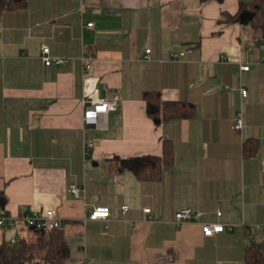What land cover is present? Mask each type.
I'll return each mask as SVG.
<instances>
[{
  "label": "crops",
  "instance_id": "1",
  "mask_svg": "<svg viewBox=\"0 0 264 264\" xmlns=\"http://www.w3.org/2000/svg\"><path fill=\"white\" fill-rule=\"evenodd\" d=\"M11 1L25 5L0 13L3 213L55 210L67 264H245L247 246L264 248V39L249 26L250 11L219 22L222 12L234 15L240 1L252 0ZM42 46L64 62L43 65ZM170 52L185 56L171 60ZM84 57H92L94 95L116 103L104 129L83 123ZM151 91L163 102L193 105L195 115L150 119L142 96ZM238 113L243 127L235 132ZM85 140L94 141L86 158ZM164 141L174 161L160 181L109 165L161 157ZM72 185L81 189L77 198ZM92 207L108 208L107 220H84ZM182 209L224 230L207 238L199 223L177 225ZM31 232L0 228V244L32 241Z\"/></svg>",
  "mask_w": 264,
  "mask_h": 264
},
{
  "label": "trees",
  "instance_id": "2",
  "mask_svg": "<svg viewBox=\"0 0 264 264\" xmlns=\"http://www.w3.org/2000/svg\"><path fill=\"white\" fill-rule=\"evenodd\" d=\"M215 1L222 3L223 0H199V3ZM25 3L19 1L0 0V13L5 9L23 7ZM253 13L249 23L252 31L256 32L261 39H264V0H252L250 2H239L238 11L234 15L221 13L219 22H237L239 14L244 11ZM143 100L146 104V114L154 121H165L175 118H192L195 115L193 105L186 103L163 102L157 92H144ZM256 147V146H255ZM247 156L254 153V150L244 148ZM173 151L171 144L163 142L162 156L142 155L129 158H115L109 161V165L117 171H128L139 181L157 182L160 181L165 170L173 165ZM7 204V197L0 192V210L3 212ZM34 236L32 241L17 239L13 245L0 244V264H67L69 259V248L60 229L44 230L40 234L37 230L31 232ZM45 250L42 260H37L35 254ZM243 260L245 264H264V248L259 245H249L245 248Z\"/></svg>",
  "mask_w": 264,
  "mask_h": 264
},
{
  "label": "built area",
  "instance_id": "3",
  "mask_svg": "<svg viewBox=\"0 0 264 264\" xmlns=\"http://www.w3.org/2000/svg\"><path fill=\"white\" fill-rule=\"evenodd\" d=\"M86 27H92V23H88ZM261 49L264 50V44L260 45ZM150 53V49L145 50V59L148 58ZM185 56L184 52H170L169 58L171 60H180ZM84 61H86L83 65V73H84V85L89 89L86 93V97L82 100V108H83V123L86 127L94 126L96 128L104 129L106 125V116L108 112L116 110V103L110 101L108 99H99L94 95V89L90 87L92 84V57H84ZM41 61L43 65L49 66L50 64H62L64 62L61 58H51L49 56V49L47 46L41 47ZM248 66L241 67L242 71H247ZM240 94L242 98H245L247 95V91L245 89L240 90ZM243 122L241 114L238 113L232 121V130L238 132L242 129ZM94 146L93 140H85L83 145V154L84 157H88L90 154V150ZM81 189L72 185L69 187V192L75 198L79 196ZM128 210L127 206L121 207V212L125 213ZM149 210L145 209L144 213L149 214ZM216 216L219 218L221 216V212L217 211ZM109 217V210L106 207H92L87 215L84 217V220L96 221L102 220L105 221ZM202 217V213L193 209H182L178 211L175 215V223L180 225L185 222H196L199 223L200 218ZM150 219V217H149ZM61 226V221L56 216V211L53 209H49L42 216L36 215H24L22 217H14L9 214H5L0 211V228H11L16 229L18 227L24 228H34V230H54L59 229ZM200 232L203 237H213L217 233H221L224 230V225L218 222H204L199 223ZM15 242L10 241L8 245H13Z\"/></svg>",
  "mask_w": 264,
  "mask_h": 264
},
{
  "label": "water",
  "instance_id": "4",
  "mask_svg": "<svg viewBox=\"0 0 264 264\" xmlns=\"http://www.w3.org/2000/svg\"><path fill=\"white\" fill-rule=\"evenodd\" d=\"M246 17H247L246 20H252V18H253V17H250V16H246ZM244 18H245V15H241L240 21L246 24L248 21H244ZM29 230H34V228H29ZM39 233L40 234H44V231L40 230Z\"/></svg>",
  "mask_w": 264,
  "mask_h": 264
}]
</instances>
